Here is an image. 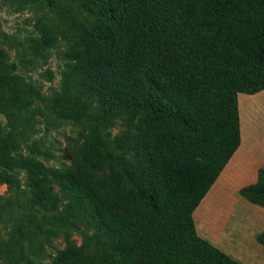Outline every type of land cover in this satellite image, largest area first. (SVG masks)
<instances>
[{
    "label": "trees",
    "instance_id": "16d2710c",
    "mask_svg": "<svg viewBox=\"0 0 264 264\" xmlns=\"http://www.w3.org/2000/svg\"><path fill=\"white\" fill-rule=\"evenodd\" d=\"M64 22L41 24L39 46L64 42L57 114L79 120L70 93L120 111L113 137H85L71 164L11 156L29 203L69 233L52 264H238L200 238L192 214L240 144L239 93L264 90V0H73ZM0 52V106L30 100ZM264 205V168L240 190ZM264 244V233L259 236Z\"/></svg>",
    "mask_w": 264,
    "mask_h": 264
},
{
    "label": "rangeland",
    "instance_id": "374dc122",
    "mask_svg": "<svg viewBox=\"0 0 264 264\" xmlns=\"http://www.w3.org/2000/svg\"><path fill=\"white\" fill-rule=\"evenodd\" d=\"M73 10L79 11L73 0H0L5 69L30 100L26 108L0 106V137L11 156L36 159L51 168L70 165L89 134L113 137L123 129L122 112L109 111L83 91L70 93L85 110L81 119L57 114L53 99L66 93L60 57L64 42L41 44L39 54L33 52V44L42 41L41 24L64 22ZM255 113H264V101ZM29 195L25 173L0 165V264H52L65 247L67 233L77 245L82 243V231L54 228L49 214L29 203Z\"/></svg>",
    "mask_w": 264,
    "mask_h": 264
},
{
    "label": "crops",
    "instance_id": "0c3cea01",
    "mask_svg": "<svg viewBox=\"0 0 264 264\" xmlns=\"http://www.w3.org/2000/svg\"><path fill=\"white\" fill-rule=\"evenodd\" d=\"M260 100L264 90L238 94L239 147L192 214L197 235L238 264H264V205L240 192L264 168V113H255Z\"/></svg>",
    "mask_w": 264,
    "mask_h": 264
}]
</instances>
